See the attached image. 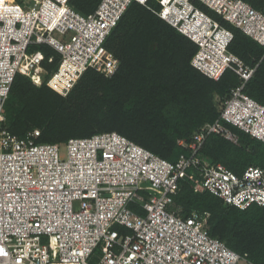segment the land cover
I'll use <instances>...</instances> for the list:
<instances>
[{
    "label": "built area",
    "instance_id": "2783aa9c",
    "mask_svg": "<svg viewBox=\"0 0 264 264\" xmlns=\"http://www.w3.org/2000/svg\"><path fill=\"white\" fill-rule=\"evenodd\" d=\"M100 0L82 15L69 0L0 2V264H255L208 231L207 211L168 210L181 182L245 209L264 205V169L240 175L200 153L209 134L232 142L229 124L264 143V105L244 92L258 63L228 50L239 30L264 47V7L243 0ZM139 3L197 45L191 65L241 83L168 161L115 131L40 143V130L12 134L3 114L16 74L66 96L87 69L110 76L119 59L106 47L132 3ZM207 11L217 15L213 18ZM44 47L50 51L45 56ZM58 57L57 66L49 71Z\"/></svg>",
    "mask_w": 264,
    "mask_h": 264
},
{
    "label": "trees",
    "instance_id": "16d2710c",
    "mask_svg": "<svg viewBox=\"0 0 264 264\" xmlns=\"http://www.w3.org/2000/svg\"><path fill=\"white\" fill-rule=\"evenodd\" d=\"M21 1V0H19ZM262 9L264 0H243ZM100 0H69L82 15L92 13ZM153 0L148 2L149 5ZM200 8L207 11L201 4ZM213 18L219 19L211 11ZM228 50L247 64L258 66L245 83L244 92L264 105V47L239 30ZM107 49L119 59L110 76L87 69L66 96L45 84L35 85L16 74L4 104L8 130L19 137L39 129L40 143H63L74 137L115 131L154 154L175 162L187 149L202 125L219 117V105L241 81L227 69L213 80L191 65L197 45L145 6L132 3L107 39ZM44 50L45 56L50 51ZM56 61L47 65L49 71ZM236 136L232 142L209 134L200 149L210 164L220 163L237 175L248 166L264 169V143L223 123ZM168 210L187 217L192 211H207L209 234L255 264H264V205L245 209L224 203L209 192H198L181 182Z\"/></svg>",
    "mask_w": 264,
    "mask_h": 264
},
{
    "label": "snow or ice",
    "instance_id": "6c2138e0",
    "mask_svg": "<svg viewBox=\"0 0 264 264\" xmlns=\"http://www.w3.org/2000/svg\"><path fill=\"white\" fill-rule=\"evenodd\" d=\"M141 3H144V0H140ZM162 3H167V0H161ZM2 119V117H0Z\"/></svg>",
    "mask_w": 264,
    "mask_h": 264
},
{
    "label": "bare ground",
    "instance_id": "6f19581e",
    "mask_svg": "<svg viewBox=\"0 0 264 264\" xmlns=\"http://www.w3.org/2000/svg\"><path fill=\"white\" fill-rule=\"evenodd\" d=\"M0 2H4V0H0Z\"/></svg>",
    "mask_w": 264,
    "mask_h": 264
}]
</instances>
